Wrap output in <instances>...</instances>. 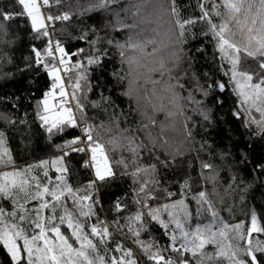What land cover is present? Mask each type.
<instances>
[{
    "label": "trees",
    "instance_id": "16d2710c",
    "mask_svg": "<svg viewBox=\"0 0 264 264\" xmlns=\"http://www.w3.org/2000/svg\"><path fill=\"white\" fill-rule=\"evenodd\" d=\"M173 3L181 20L193 21L185 25L182 36L170 12ZM201 3L211 11L213 0H49L43 8L46 18L67 14L69 19H54L49 28L37 32L19 0H0V133L4 135L5 146L14 161L12 166L0 168V171L23 170L31 166L29 179L35 177L42 187L51 188L60 183L56 179L60 173L51 162L63 157L67 184L74 191L78 190L81 197L91 194L87 203L92 205L94 215L87 220L86 232L99 222L109 229L110 236L104 244L99 243V237H91L88 233L98 244L97 254L106 258L105 264H110L114 257L121 258L122 252L116 251L118 245L131 250L137 264H153L136 241L150 246L152 252L159 250L166 257L181 259L180 254L172 250L171 239L174 234L179 237V231L174 232L175 224L168 216L171 211L174 215L179 214L183 221L180 201L188 213L186 227L189 229L210 223L212 211L229 226L243 225L244 239L235 232L228 235L230 242L240 248L239 258L245 264H251V257L244 255L248 240H252L253 248L257 242L264 245V232H253L251 237L247 235L253 216L258 227L264 228V124L259 123L260 115H254L256 120L251 121L240 109L230 62L218 51V41L209 24L211 20L219 25L221 17L212 15L201 19ZM137 7L140 11L133 16L131 13ZM5 14L11 19L4 20ZM133 23L138 24V28L122 26ZM44 30L48 32L47 36L41 34ZM141 30L138 39L155 38L158 42L164 40L167 45L161 48L157 58L162 57L172 70L166 71L163 78L158 73L153 76L162 80L153 104L157 107L161 103L166 105L172 113L167 118L165 112H153L152 106L147 107L145 114L144 90L152 85L146 84L143 76L138 74L144 69L138 68L130 74L129 65L120 55L122 49L118 45L125 44L130 34ZM165 34L171 36V40ZM234 39L242 46L246 43L239 32ZM50 42L55 46L59 44L68 58L71 71L65 73L62 69V77L70 95L73 89L69 85L76 83L78 75L86 77L80 81L81 88L76 92L84 113L76 110V101L72 100V104L80 129L88 125L104 126L97 130L101 132V142L105 144L115 173L105 181L94 178L89 152L73 151L75 145L65 147L79 137L77 128L64 125L62 130H54L50 135L42 126L40 101L52 87V78L44 65L56 63L47 55ZM34 49L41 53L39 64ZM174 49L181 57L178 64L172 62ZM151 50L152 46L146 49L147 52ZM240 55L241 70L259 71L256 60L243 53ZM89 58H98V62L89 64ZM76 63L82 67L73 68ZM168 85L174 86L173 89L169 90ZM173 91L175 103L169 99ZM150 118L157 121L156 125L150 124ZM123 129L128 131L121 135ZM129 134L136 137V144L143 145L138 159L126 150L127 141L123 136ZM93 135H96L95 131ZM114 136L124 147L112 150L107 141ZM64 152L68 154L64 155ZM121 159L128 163L127 168L117 163ZM133 159L136 163H132ZM42 161H48V164L42 166ZM204 164L211 167L206 169ZM152 165L154 170L132 175L138 166ZM143 180L149 183L145 192H140ZM89 182H94L91 189ZM32 183L31 192L34 193L35 181ZM200 192L205 193L209 203L199 202ZM16 198L24 203L22 194ZM45 199L50 201L51 197ZM40 202L31 200L24 204L32 218L35 213L31 210ZM117 202L121 205L120 211L116 210ZM62 203L78 216L72 199L62 198ZM173 204L177 207L164 210L165 205ZM0 208L12 212L13 200L0 198ZM149 209L160 210L159 220L151 219ZM138 212L141 220L131 223L133 230H139L136 236L129 226L130 218ZM62 213L63 208L58 207L55 215L58 218ZM43 215L47 217L53 213L49 209ZM61 231L70 235L66 224L61 225ZM174 246L180 247L179 239ZM217 250L213 244L204 248L209 254H215ZM185 255L190 264H196L190 253ZM254 255L256 264H264V252L255 251ZM226 262V259L215 258L205 260L204 264ZM0 264H13L3 245H0Z\"/></svg>",
    "mask_w": 264,
    "mask_h": 264
},
{
    "label": "snow or ice",
    "instance_id": "6c2138e0",
    "mask_svg": "<svg viewBox=\"0 0 264 264\" xmlns=\"http://www.w3.org/2000/svg\"><path fill=\"white\" fill-rule=\"evenodd\" d=\"M19 3L23 5L24 11L31 18L34 31L41 32V30L46 29L45 17L40 12V5L37 0H19ZM43 4L48 5L49 0H43ZM200 7L202 10L201 19H207L212 15L221 17L219 25L209 20L213 35L218 41V51L231 64V79L235 82V90L242 98L241 106H248L249 110L254 107L260 113L259 123L264 124V0H213L211 11L206 9L203 3H201ZM139 11L140 8L137 7L136 11L131 14L136 16ZM170 12L175 18V26L180 29V35L182 36L185 31V25L193 21L181 20L174 3L170 7ZM3 19L9 20L11 16L5 14ZM54 19L67 20L69 16L64 14L62 16L47 17L48 21ZM122 26L130 29L138 28L136 23ZM237 32L246 41L243 46L234 39ZM41 34L47 36L48 32L44 30ZM141 34L142 30L135 34H130L125 44L118 45L122 49L120 55L129 65L130 74L137 72L138 68H142L144 71L138 74L143 76L146 84L152 85L151 88H145L144 90L145 114H147V107L152 106L153 112H165L167 118L172 113L167 110L166 105L161 103L157 107L153 104V98L157 95L158 86L162 84V80L153 78L154 74L158 73L163 78L166 71L171 72L172 70L162 57L157 58L161 48L167 45L164 40L158 42L155 38L145 37L138 39L137 37L141 36ZM165 36L168 40H171V36L167 34ZM149 46H152L151 52L146 51ZM34 51L39 64L41 62V53L35 49ZM55 52L60 54L59 66L56 63L51 66L48 64L44 65L53 83L52 91L45 93L44 98L40 101L43 106V114L39 116L42 126H45L46 131L50 135L53 134L54 130H62L64 125L77 126L73 108L66 106L69 101V94L60 74L62 69L65 73L71 71V69L68 67V62L64 59L66 55L64 49L59 44L56 45ZM241 53L258 62V72L241 70ZM47 55L51 57L52 61H56L57 58L51 50V45L47 49ZM172 56L174 57L172 62L178 64L181 57L176 49L173 50ZM95 62H98V58H89L88 60L89 64ZM81 67L80 63L73 65V68L76 69ZM254 77H258V79H254ZM85 78L83 75H78L76 83L69 85L73 89L70 100L76 101L75 108L81 114L84 113L85 109L76 96V92L81 88L80 81ZM173 87L168 85L169 90H172ZM223 87L221 84V90H223ZM57 89L59 90L58 92L56 91ZM56 95L61 98L60 101L50 104V99H55ZM169 99L170 102L175 103L176 94L174 91ZM156 123L157 121L154 118H150V124L154 126ZM103 127V125L97 127L88 125L82 129L86 141H82L77 137L65 145V147H71L81 143L85 144V147L72 148V150L91 153V166L95 170L96 181H105L108 177L115 175L109 163L108 151L105 144L101 142V132L97 130V128ZM147 127L148 125H145V128ZM107 130L111 131V129ZM94 131L96 132L95 136L93 135ZM127 131V129L120 130L121 135ZM161 131L163 132V125L161 126ZM123 139L127 141L126 150L131 152L134 158L138 159L139 149L143 145L136 144V137L131 134L123 136ZM107 144L112 146V150L124 147L118 142V137L115 136L109 139ZM67 154V152H64V155ZM51 163L52 167L60 173L56 177L60 183L51 188L48 186L42 187L35 177H32L31 180L29 179L28 173L31 170V166L23 170L0 171V198L12 199L14 204V210L10 213L0 208V245H3L8 250L13 264H105L106 258L97 254L98 244L93 242L88 233L90 232L91 237H99V243L104 244L110 236L108 227L102 226L103 222H99L91 225L87 232L85 230L87 220L94 215L92 205L87 203V201L91 200V194L81 197L77 194L78 190L74 191L67 184L63 175L67 172V169L62 166L63 157L54 159ZM117 163L123 164L125 168L128 167V163L124 159L117 161ZM132 163H136V159H133ZM13 164L12 156L5 146L4 135L0 133V168H7ZM47 164L48 161L41 162L42 166ZM86 166H88L87 162ZM154 167V165L148 167L138 166L132 175L138 176L141 172L148 173L154 170ZM203 167L207 169L211 165L204 164ZM45 175H47V172H45ZM33 181H35L36 189L34 193L31 192ZM140 183L139 191L145 192V187L149 181L143 180ZM93 184L94 182H89L88 188L91 189ZM19 194L23 195L24 203H20L16 198ZM45 197H51V200L49 201ZM62 198L65 200L72 199L73 204L77 208L78 216H74L68 210L66 205L62 203ZM31 200L41 201L38 207L31 210L35 213L34 218L29 215L30 210L24 206L25 203ZM137 202L140 203V201ZM199 202L209 203L204 192L199 193ZM179 206L183 212V221L179 218V214L174 215L173 212L168 211L169 208H176L177 205H165L164 210L168 211L169 218L175 224L174 232L179 231V237L174 234L171 239L173 241L172 250L178 252L182 257L181 259L174 260L166 257L159 250L152 252L150 251V246L136 241L153 264H190L189 259L185 255L186 253H190L191 257L196 259V264H204L205 260H213L215 258L226 259L229 264H245V261L239 258L240 248L230 242L228 235L231 232H235L240 239H244V235L241 232L243 225L229 226L219 220L216 213L209 206V211H212V221L202 226L197 225L194 230L189 229L186 227L188 213L183 207V201L179 202ZM58 207L63 208V213L57 218L55 213ZM115 207L117 211L121 210L119 202L116 203ZM49 209L53 215L45 217L43 213ZM159 212V209H149L148 215L153 220H159ZM80 217L84 219L81 220ZM57 219L59 223H55ZM140 220L141 214L139 212L130 218L129 230L133 231L136 236L139 235V230H133L131 223ZM160 223L167 228L163 221H160ZM65 224L70 231V235H66L61 231V225ZM25 225L28 227H25ZM29 231H31V235L27 234ZM253 232H264V228L258 227L255 216L252 217L251 226L247 229L248 237H251ZM177 239L180 240L179 248L174 246ZM207 244L215 245L218 249L217 252L215 254L206 253L204 248ZM116 251L122 252V256L119 259L112 258L110 264H137V261L132 259L131 250H124L118 245ZM255 251L264 252V245L257 242L256 247L253 248L252 240L249 239L248 248L244 250V255L251 257V264H256Z\"/></svg>",
    "mask_w": 264,
    "mask_h": 264
},
{
    "label": "rangeland",
    "instance_id": "374dc122",
    "mask_svg": "<svg viewBox=\"0 0 264 264\" xmlns=\"http://www.w3.org/2000/svg\"><path fill=\"white\" fill-rule=\"evenodd\" d=\"M37 3L40 5V12H41V14L45 17V15H44V13L42 12V10H41V4L43 3V0H37ZM23 6V5H22ZM25 12V11H24ZM25 14L27 15V13L25 12ZM28 16V15H27ZM28 18H29V20H30V23H31V26H32V22H31V18L28 16ZM47 20V18L45 17V21ZM45 25H46V23H45ZM231 65V64H230ZM232 75V74H231ZM233 85H234V89H236V86H235V82L233 81ZM51 91V90H50ZM235 92H236V95H237V98H238V103H239V107H240V109L245 113V115L249 118V120H251V121H254V120H256L255 119V116L254 115H260V113L259 112H257L256 110H255V108L253 107V108H251V110H249V107L248 106H241V97L239 96V94H238V92L235 90ZM56 98V97H55ZM51 103H55V99H50V104ZM87 153V152H86ZM89 162H90V165H92V160H91V153H89ZM91 169H92V173H93V176H94V178H95V170H94V168L91 166ZM180 209V208H179ZM181 211V210H180ZM182 212V211H181ZM184 219V218H183ZM187 223H189V219L187 218ZM193 230H194V228H193ZM74 243V242H73ZM21 244H22V242H21ZM6 249V248H5ZM6 251L8 252V250L6 249ZM8 254H9V252H8ZM10 255V254H9ZM10 257H11V255H10ZM11 259H12V257H11ZM13 261V260H12ZM228 262V263H227ZM226 262V264H229V261H227ZM225 264V263H224Z\"/></svg>",
    "mask_w": 264,
    "mask_h": 264
},
{
    "label": "built area",
    "instance_id": "2783aa9c",
    "mask_svg": "<svg viewBox=\"0 0 264 264\" xmlns=\"http://www.w3.org/2000/svg\"><path fill=\"white\" fill-rule=\"evenodd\" d=\"M44 4L42 3L41 4V10H42V12H43V8H44ZM45 23H46V28H49V26H50V21H48V20H46L45 21ZM50 45H51V50L53 51V53H54V55L56 56V63H57V66H59V58H60V54L59 53H57V52H55V48H56V46L52 43V42H50ZM64 59H65V61H67L68 60V58H67V56L65 55L64 56ZM61 76H62V70H61ZM62 79H63V77H62ZM63 81H64V79H63ZM52 83H53V81H52ZM64 83H65V81H64ZM65 88H66V91L68 92V94H69V101H68V104L66 105V106H71L72 108H73V104H72V100H70V92H69V89H68V86L66 85V83H65ZM51 91H52V87H51ZM57 92L59 91L58 89L56 90ZM60 97L58 96V95H56V98H55V103H58L59 101H60ZM74 110V109H73ZM74 115H75V111H74ZM77 121V120H76ZM75 128H77L78 129V131H79V138L82 140V141H86V138H85V136H84V132L82 131V129H80L79 128V125H78V122H77V126H75ZM79 147H85V144L84 143H81V144H77V145H75V148H79ZM79 152V151H78ZM87 151H85V153H86Z\"/></svg>",
    "mask_w": 264,
    "mask_h": 264
}]
</instances>
